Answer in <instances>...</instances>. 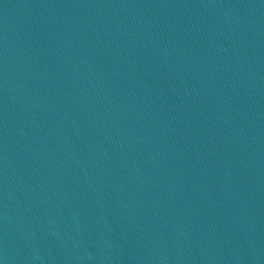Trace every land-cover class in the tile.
Segmentation results:
<instances>
[{"label":"water","instance_id":"1","mask_svg":"<svg viewBox=\"0 0 264 264\" xmlns=\"http://www.w3.org/2000/svg\"><path fill=\"white\" fill-rule=\"evenodd\" d=\"M0 264H264V0H0Z\"/></svg>","mask_w":264,"mask_h":264}]
</instances>
